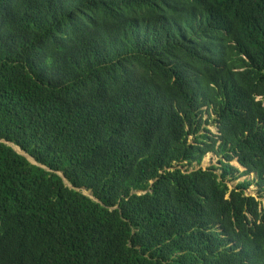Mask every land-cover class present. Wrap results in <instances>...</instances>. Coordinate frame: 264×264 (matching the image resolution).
Here are the masks:
<instances>
[{
  "label": "trees",
  "instance_id": "16d2710c",
  "mask_svg": "<svg viewBox=\"0 0 264 264\" xmlns=\"http://www.w3.org/2000/svg\"><path fill=\"white\" fill-rule=\"evenodd\" d=\"M261 199L264 0H0V264H264Z\"/></svg>",
  "mask_w": 264,
  "mask_h": 264
},
{
  "label": "rangeland",
  "instance_id": "374dc122",
  "mask_svg": "<svg viewBox=\"0 0 264 264\" xmlns=\"http://www.w3.org/2000/svg\"><path fill=\"white\" fill-rule=\"evenodd\" d=\"M208 128H209L210 130L214 131V132L216 131L215 126H212V124H209V125H208ZM209 160H210V155L208 154V155L206 156V158L203 160V162H202V166L205 167V166L209 165ZM232 164H233L234 166L238 167L240 171H243V170H244L241 166L238 165V163H237L235 160L232 161ZM249 178H251V175H249V176H241V177H239V179H237L236 181H234V182H230V183H229V186H230V188H232V187H233L238 181L243 180V179H249ZM83 192L86 193V194H90V193H89L88 191H86V190H83ZM246 194H247V195L249 194V195L256 196V187L253 186V185L250 186L249 189H247ZM261 201H262V204H264V199H261Z\"/></svg>",
  "mask_w": 264,
  "mask_h": 264
},
{
  "label": "water",
  "instance_id": "95a60500",
  "mask_svg": "<svg viewBox=\"0 0 264 264\" xmlns=\"http://www.w3.org/2000/svg\"><path fill=\"white\" fill-rule=\"evenodd\" d=\"M31 161H32V159H31ZM90 195V194H89Z\"/></svg>",
  "mask_w": 264,
  "mask_h": 264
}]
</instances>
